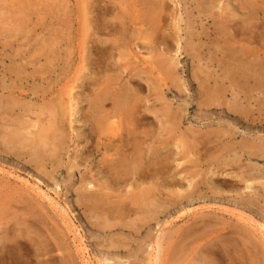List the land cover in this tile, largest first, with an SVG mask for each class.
Wrapping results in <instances>:
<instances>
[{"label": "rangeland", "instance_id": "obj_1", "mask_svg": "<svg viewBox=\"0 0 264 264\" xmlns=\"http://www.w3.org/2000/svg\"><path fill=\"white\" fill-rule=\"evenodd\" d=\"M99 1L105 21L125 13V24L120 28L121 42L131 40L132 44L130 50L123 45L113 54L100 52L102 68L90 69L83 35L85 11L82 0H0V140L5 139L0 143V243L9 238L12 246L20 245L17 264H151V248L156 247L153 254L156 256L158 238L161 252L154 264H183L180 260L177 262V257H186V252L176 254L183 245L190 251L189 260L184 264H207L209 261L211 264H230L231 256L238 263H260L259 260L264 259V228L258 224L264 225V197L242 189L247 181L256 182L258 188L262 187L260 182H264V154L249 156L243 151L249 150L243 144L246 141H254L264 150V0H168L162 25L173 39L166 49L168 52H163L166 56L179 58L180 63L176 77H172V82L168 79V86L160 93L151 92L150 86L157 82L150 73H142L143 88L135 81L128 82L130 75L126 67L129 63V68H134L140 58L156 62L161 53V49L151 50L145 46L150 37L148 33L153 29L149 28L142 5L134 4V0H118L117 12H108V0ZM94 35L103 41L121 36L107 32H95ZM178 48V54L182 53L184 57L176 55ZM232 53L240 58L245 56L241 59L244 69L236 68ZM109 61L115 66L119 64L118 67L106 66ZM228 65L232 67L233 75L225 78L224 69ZM107 81L117 87L115 89L129 86L134 97L150 99L149 103L156 107L170 106L178 112L177 122L183 116L178 132L151 136L148 151L161 146L166 148L164 153H176L184 144L192 146L193 140L197 143L199 138L211 136L210 144L197 147L202 152L205 148L208 151L200 161L203 165L194 167L201 170L198 179L206 177V183L189 198L168 206L158 218L147 219L138 232L132 227H135L133 219L141 217L139 214L125 219L129 220L128 226L122 223L111 230L96 226L98 220L103 222L101 216L105 219L109 212L91 209L90 203L81 197L87 193L89 183L96 185L90 190L99 191L106 178L100 168L104 149L96 152L94 140L78 138L77 134L87 123L89 101L99 92L101 83ZM172 83L184 91L179 95L168 89L175 86ZM4 85L9 89H3ZM206 85L222 92L227 106L239 104L234 103L235 100L243 101L246 111L243 114L238 110L232 112L225 105L200 106L201 91ZM17 96L21 108L14 110L11 106L16 101L12 100ZM71 107L75 109L71 110ZM25 110L28 111L24 113ZM148 113L147 124L156 129L160 121ZM62 114L63 121L61 125L58 123V128L53 127L56 132L53 129L52 134H62L66 143L62 146L50 143L46 147L48 159L45 164L38 167L29 162V155L13 153L18 148L8 144L10 137L19 131L17 135L26 138L25 146L32 139L26 130L36 133L40 127L45 129L47 122V126L53 121L58 122V116ZM84 131L87 132V128ZM206 153L213 155L210 160H206ZM224 156L231 157L227 158V163ZM175 157L174 154L170 158L169 166L179 164L181 168L180 164H189L187 161L194 157L198 162L199 153L191 158L182 154ZM215 158L216 162H211ZM214 168L223 172L219 174L223 178L215 175L213 179H207ZM238 172L247 175V181H242L238 188L224 182V177L230 179ZM183 185L176 186L183 189L185 182ZM176 186L164 188L163 200ZM118 193H125V189L116 187L111 191L110 199L116 198ZM109 215L108 219L113 221V215ZM232 230L246 232L247 238L228 236ZM184 236H188L187 241ZM234 237L235 241H232ZM246 239H250L249 244ZM112 243L118 246L112 247ZM228 251L233 252L229 255Z\"/></svg>", "mask_w": 264, "mask_h": 264}, {"label": "bare ground", "instance_id": "obj_2", "mask_svg": "<svg viewBox=\"0 0 264 264\" xmlns=\"http://www.w3.org/2000/svg\"><path fill=\"white\" fill-rule=\"evenodd\" d=\"M82 1H83V7H84L83 9L85 11L84 21H83V23H84V29H83L84 34L83 35L85 38V46L87 49V60L89 63L88 65H89L90 69H93L94 67L99 69V68H102V64H104L102 61V58L99 56L100 52L105 54L107 51H109L111 54H113L116 50H118L123 45L125 47H128V50H130L132 41L129 40V42H127V41L121 42V37L123 34L121 33L120 28L124 27L125 23H124L123 19H124L125 13L124 14L119 13L120 14L119 17H117V16H115L114 18L110 17L113 19L105 21L104 20L105 18H103V15H102L103 12L101 13V7H100L101 3L99 0H82ZM134 4H141L142 5V8L145 11V15H147V17L145 19L148 18V20H149V24H148L149 28L151 30L153 29L152 32L148 33V34H150V37L148 36L149 39H146L147 38L145 35L146 33L143 35L144 38L146 37L145 39L148 41L147 44H145V46L147 45L146 47L148 49H151V50L155 49V50L159 51V49H161V53L160 52L158 53V57L155 56V58L157 57L156 62H154V60H153V62H151V61H148L147 59L140 58L139 61L136 62V65L134 66V68H129V66H131V64L129 63V66L126 67L127 71H129V72H127V74L130 75L128 82L135 81L137 84H139L143 88L145 86V84L142 81H140V79L142 78V73H144V72H146L147 74L150 73L149 76L150 75H152V77L155 76V78L153 77V79L156 80V82H157L156 85L153 84L150 86L151 92L152 93L153 92L160 93L164 90V88H163L164 86H168V84H167L168 79L171 78L170 80L172 82V79H173L172 77L177 73V71L179 69L178 64L180 63L179 58H175L173 54H172L173 57L172 56H166L167 53L165 54L163 52L164 50L169 48V46L171 45L170 41H172V39H173L171 34L165 33L166 31L163 29L164 25H162V23L166 17L165 16L166 15L165 10H166V6L168 4V0H134ZM117 6H120V4H118V0H108V10H109L108 12H114L115 9L117 8ZM115 12H117V11H115ZM136 12H138V11H135V13ZM115 14H117V13H115ZM138 19H139V16H138ZM142 19H143V17H142ZM139 20H141V19H139ZM135 22H137V21H135ZM141 27H142V25H141ZM224 29H226V31H227V28H223V30ZM140 31H142V30H140ZM95 32H97V33L98 32H107L113 36L119 33L121 36L118 38H111L110 40L103 41L101 39H97L96 37H94ZM152 34H155L156 37H155V35L153 36ZM218 35H219V33H218ZM174 39H176V38H174ZM174 47H175V45H174ZM218 48H219V46H218ZM240 48H241V46H240ZM191 50L192 49H190L189 51H191ZM220 50H222V49H220ZM240 50H243V49L241 48ZM222 51H225V50H222ZM243 52H245V51H243ZM178 53H180L179 48L176 50V55H179V56L182 55V53L181 54H178ZM189 54L191 55L192 53H189ZM169 55H170V53H169ZM193 55H194V53H193ZM237 55H236V53H232L231 58L233 59V62H237L236 68L241 70L245 66V64L241 62V59H243L245 56L243 58H240ZM135 56L139 58V56L137 54H135ZM181 57H184V56H181ZM246 61H247V59H246ZM141 64H145L144 67H140ZM222 64H224V63H222ZM105 65L108 67H111V66H115L116 64L112 61H109V62H106ZM118 65L115 67H118ZM231 68L232 67L228 65L224 69V77L225 78H228V76L233 75V71ZM198 73H200V69H199ZM206 76L208 77L209 75L207 74ZM246 76H248V75H246ZM175 77H176V75H175ZM110 80H111V77H110ZM213 80H216V79L214 78ZM241 80H242V78H241ZM203 82H205V81H203ZM234 82H236V81H234ZM101 84H103V86L100 87L99 92L96 93L95 94L96 96L89 101L88 114H87V117H85V121H87V123L84 126L85 128H87V132L84 131L85 128H81L82 132L80 131L81 133L79 132L77 134V137L78 138H80V137L87 138L88 137L89 139L94 140L96 152H100L101 150L104 149V157L100 160V165H101L100 168H101L102 172L104 173V175L106 176V178H105V181H102L103 183L101 182L102 185L99 186V191L90 190L92 188H95L96 185H94L93 183H89L88 186H86L87 193L83 194V196H81V197L85 201L90 203L91 209H93V210H100L101 209V210L107 211V212H109V214L113 215V217H114L113 221L108 219V217L111 216L108 213H107L108 215L106 216L105 219L103 218L104 215L101 216V219L103 220V222L98 220V222L95 223L96 226L102 228L103 230L110 229L112 227L121 225L122 223H124V226H128L129 220L125 221V219L130 218L134 214H136V215L139 214V215H141V217L139 216L138 218L133 219V220H135L133 223L135 225V227L131 226L132 228H134L138 232L147 223V219L149 221V220H153L155 218H158V216L161 213L165 212L168 209V206H173V205L183 201L184 199L189 198L190 196H192L194 194V192H196L197 189H199L202 185H204L206 183V177L205 178L201 177L200 179H198V176L201 175V170H198V168L194 169V167L195 166L199 167V166L203 165L202 162H200V161H201V159L204 158V154L207 150L205 148V150L202 152L197 147H199L200 145H202V146L206 145L207 143L210 144V137L211 136L210 137H209V135L203 136V138H199L200 140L197 143L193 140L192 144H193V142H194V144L192 146H188V145L183 143L184 145L182 146V148H180L181 150L176 151V153H169L168 152L170 155L167 152L164 153V149H166V148H162L161 146L160 147L155 146L153 148L151 147L152 149L148 151V146H149L148 140H149V138L151 136H153L155 133L158 135L162 134V133L172 135V134L178 132V130L180 129L179 123L182 122L183 116L181 117L180 121L177 122L178 121L177 120V117H178L177 111H174L170 106L166 107L164 105H160V107H156V104H150L149 103L150 99L148 100V99H144V98H138L136 96L134 97L133 92L129 86L120 87V89L119 88L115 89L117 87L112 86L110 81H107L106 83L102 82ZM199 84L201 85V82ZM171 85L172 86L175 85V86L169 87L168 89L171 88L170 90H173V91L179 93V95H180V93H182L184 91L183 89H180L181 87H179L175 83H172ZM239 87H240V85H239ZM3 89L7 90V89H9V87L4 85ZM223 91H224V89H223ZM222 96H223L222 92L217 91V90L214 91L210 86L206 85L203 87V89L201 91L202 100L199 102V105L204 106V107H212V106L224 107V105H225L227 107V110L232 111V112L233 111L237 112L236 110H238L242 114L246 111L245 110L246 108H244V105H243V101H239V100L236 101L235 100L234 103H239V104H237L236 106H234V105L227 106L228 104L226 102H223ZM213 97H215V98H213ZM19 100H20L19 96H17L16 99L12 100V101H16V103H17V104L14 103V105L11 106L12 109L15 110L16 108H21V107H19ZM248 101H250V100L248 99ZM249 105H250V103H249ZM237 107L240 108L241 110L238 109ZM70 109L74 110L75 107L74 108L71 107ZM29 110H31V108H29ZM27 111L28 110H25L24 113ZM247 111H248V108H247ZM29 112H31V111H29ZM148 112H150L155 117L156 120L160 121V125L156 129L150 128L147 124L148 119L150 118V114ZM78 113L79 112H77V114ZM246 113H248V112H246ZM35 114H36V112H35ZM71 114H74V113L72 112ZM19 116H21V115H19ZM248 117H249V115H248ZM40 120H42V119H40ZM62 121H63V114L60 115V117L58 116V122L56 121L57 124L55 123V121H53L54 124L51 122L50 124L52 126L49 125L50 126L49 127V126H47V124L49 122H47L46 123L47 129L40 127L41 129L42 128L43 129L41 130L39 128L38 132H36V133L31 132L30 130H26V131L24 130L27 134H30L31 138H32L30 143L27 142L24 144L25 146H23V143L26 141L25 140L26 138L23 135L22 136L17 135V134H19V131L16 135H13L12 137H10V135L8 134V137H10V139L8 140L10 143H8V144H13L11 146H13L14 149L18 148V150H15L13 153H15V154L19 153L21 156L22 155H29V158L31 157L30 158L31 160L29 162H34V164L36 166L41 167L43 164H45V161L48 159V156L46 154V152H47L46 147L48 145H50V143H52L54 145H58V146H60V145L62 146L63 144L66 143V140L62 134H57V135L52 134L54 132L53 129H55L57 127L58 123L60 124ZM60 125H59V127H60ZM35 126L36 125H34L33 127H35ZM54 126H55V128H53ZM152 131H154V132H152ZM55 132H56V129H55ZM13 133L15 134V132H13ZM192 136H193V134H192ZM8 137H6V138H8ZM192 138H194V136ZM4 140L1 139L0 143H2V141H4ZM159 140L160 139H158L157 141H159ZM159 142L163 143L161 140ZM243 144H244V146L249 147V150L247 149L248 151L243 150L246 152V154L248 153L249 156H253V155L258 156L259 153L264 154V150L262 149L263 146L258 145L254 141L253 142L250 141V143H248V141H246ZM211 148H212V146H211ZM208 149H210V148H208ZM223 149H226V148L223 147ZM210 150H213V149H210ZM220 150H222V148H220ZM241 150H242V148H241ZM196 152L199 153L198 162L196 160H194V158H195L194 156H195ZM174 154L176 155L175 158H177V155L180 156V154H182V156L186 157V158H188L192 155V157H194V158L189 159L187 161L189 164H187V163L186 164H180L181 168L178 167L179 164H177L176 167H171V166H169V160L172 156H174ZM239 154L241 155V153H239ZM211 155H208L209 159H207L208 158L207 157L206 160H210ZM239 157L235 158L236 162L240 159ZM227 158L225 157L224 160L226 161ZM230 158H228V159H230ZM216 160H217V158H215L211 162L215 163ZM174 162H176V161H174ZM227 162L228 161H226L225 163H227ZM253 167H256V166H253ZM253 169L255 170V168H253ZM214 170H213V172H211L212 174L210 173L211 176H209L207 179H209V178L213 179V177L215 175H217L219 177V179L223 178V177L219 176V174L221 172L216 171L215 168H214ZM219 171H221V169ZM206 174L208 175L207 172H206ZM253 175H255V174H253ZM246 176L247 175H244L242 172H238L236 174L234 173V175L233 174L231 175L232 178H230V179L224 177V182H226V183L229 182L228 184L231 187L238 188V185H240V183L242 181H245V182L247 181ZM251 179L252 178H250V180ZM213 181L214 180H211V183H213ZM184 182L186 185L183 189L180 187H177L178 185L184 186L183 185ZM246 183H247L246 186H244L245 189H242V190H247V191L249 190L248 192H250L256 196H263L264 197V193H261V191L264 192V182H262V181L260 182V185H262V187H260V188L255 186L256 182L247 181ZM173 184L175 186L177 185L176 188L172 189V190L170 189V191H168V189L166 190L169 192V195H168V198L164 199L165 200L164 201L163 200V196H164L163 190H165L169 185L174 186ZM116 187L117 188L123 187L125 189V193H122V194L118 193L119 194V195H117L118 197L116 196V198L110 199L112 197L111 191H113ZM240 192H241V189H240ZM131 220H132V218H131ZM258 225L261 228H264L263 224H261V225L258 224ZM258 229H259V227H258ZM262 232L264 233V231H262ZM229 234L230 235H228V236H230V237H232V235H234V236L235 235H238V236L241 235L240 237H242L244 239H245V237L247 238L246 232H243L241 230H236V231L232 230V232ZM184 237H185L184 240L188 239V236H184ZM9 241H10L9 238H6V239H3V241L0 243V264H17L16 262H19V254L20 253L17 252V250L20 247V245L15 244L12 246L9 243ZM16 241L17 240H15L14 242H16ZM232 241H235V237ZM245 241H246V244L250 243V242L248 243V241H250V239H248V240L246 239ZM183 244H185V242ZM111 246L117 247L118 245L112 243ZM186 247H185V245H183L177 249L176 254L177 253L179 254V252H183V253L186 252L185 254L187 255L186 257L182 256V258L177 257V259H178L177 262L181 261V263L183 262V264H184L185 261L189 260L188 254H190V251H187ZM157 248H158V250H157L156 256L153 255L156 247L153 246L151 248V251H152L150 254L151 264H154V260L155 259L157 260V258L160 256V252H161L160 251V249H161L160 238H158V240H157ZM211 252L214 253L213 250H211ZM232 252H229V255H231ZM211 255H213V254H208V256H211ZM229 260H231L230 264H245L243 262L238 263L237 260L233 256L229 257ZM259 262L260 263H258V262L255 263V261H254L251 264H264V259L262 258V260H259ZM188 264H190V263H188ZM207 264H211V262L209 261Z\"/></svg>", "mask_w": 264, "mask_h": 264}]
</instances>
